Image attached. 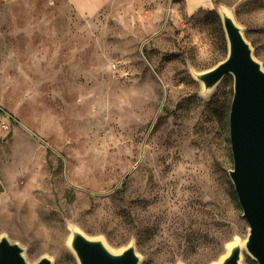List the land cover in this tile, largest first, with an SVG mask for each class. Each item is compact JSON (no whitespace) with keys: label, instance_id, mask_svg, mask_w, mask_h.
Segmentation results:
<instances>
[{"label":"rangeland","instance_id":"1","mask_svg":"<svg viewBox=\"0 0 264 264\" xmlns=\"http://www.w3.org/2000/svg\"><path fill=\"white\" fill-rule=\"evenodd\" d=\"M210 2L125 0L85 17L66 0H0V109L31 139L0 198V239L29 264H79L74 232L133 246L138 264H218L245 243L233 76L211 89L197 76L227 56L223 12L264 71V0ZM239 263L257 264L244 244Z\"/></svg>","mask_w":264,"mask_h":264},{"label":"water","instance_id":"2","mask_svg":"<svg viewBox=\"0 0 264 264\" xmlns=\"http://www.w3.org/2000/svg\"><path fill=\"white\" fill-rule=\"evenodd\" d=\"M227 39V56L215 67L197 76L205 89H211L227 73L233 76V97L229 112V139L233 168L229 177L248 224L244 246L257 264H264V71L253 58L233 18L222 13ZM70 247L79 264H138L134 247L113 253L100 240L74 232ZM22 249L0 239V264H29ZM241 247L233 245L218 264H240ZM34 264H50L41 258Z\"/></svg>","mask_w":264,"mask_h":264},{"label":"crops","instance_id":"3","mask_svg":"<svg viewBox=\"0 0 264 264\" xmlns=\"http://www.w3.org/2000/svg\"><path fill=\"white\" fill-rule=\"evenodd\" d=\"M123 1L125 0H66L76 14L85 17L98 15L108 5ZM1 124L8 125V130L2 129ZM30 140L26 133L23 134L17 126L5 118L4 114L0 113V198L4 196L8 182L18 177L20 160L22 157L26 159L30 152Z\"/></svg>","mask_w":264,"mask_h":264},{"label":"bare ground","instance_id":"4","mask_svg":"<svg viewBox=\"0 0 264 264\" xmlns=\"http://www.w3.org/2000/svg\"><path fill=\"white\" fill-rule=\"evenodd\" d=\"M187 3H188V7H189L190 10L195 8V7L206 8V7L211 5L210 0H187ZM238 244L240 245V247L242 249L243 248V244H244L243 241L239 242V241L235 240V241H233L231 246L238 245Z\"/></svg>","mask_w":264,"mask_h":264},{"label":"built area","instance_id":"5","mask_svg":"<svg viewBox=\"0 0 264 264\" xmlns=\"http://www.w3.org/2000/svg\"><path fill=\"white\" fill-rule=\"evenodd\" d=\"M1 128L4 129V130H8V125H6V124H1Z\"/></svg>","mask_w":264,"mask_h":264},{"label":"trees","instance_id":"6","mask_svg":"<svg viewBox=\"0 0 264 264\" xmlns=\"http://www.w3.org/2000/svg\"><path fill=\"white\" fill-rule=\"evenodd\" d=\"M0 113L4 114V111L0 109ZM10 120H11L13 123H15V119H13L12 116H10Z\"/></svg>","mask_w":264,"mask_h":264}]
</instances>
